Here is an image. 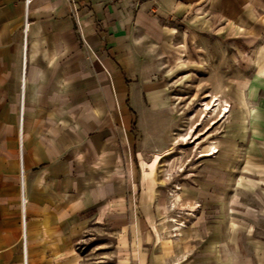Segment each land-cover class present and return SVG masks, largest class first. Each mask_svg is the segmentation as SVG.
I'll return each instance as SVG.
<instances>
[{
    "label": "crops",
    "instance_id": "0c3cea01",
    "mask_svg": "<svg viewBox=\"0 0 264 264\" xmlns=\"http://www.w3.org/2000/svg\"><path fill=\"white\" fill-rule=\"evenodd\" d=\"M212 22L245 42L235 150L249 139L255 171L219 264H264V0H0V264H82L83 231L129 191L131 86L150 98L162 55Z\"/></svg>",
    "mask_w": 264,
    "mask_h": 264
},
{
    "label": "rangeland",
    "instance_id": "374dc122",
    "mask_svg": "<svg viewBox=\"0 0 264 264\" xmlns=\"http://www.w3.org/2000/svg\"><path fill=\"white\" fill-rule=\"evenodd\" d=\"M218 29L199 25L177 54L162 55L150 98L131 86L129 191L83 231L82 264H219L234 254L229 225L250 204L255 171L249 139L235 150L234 46L245 42Z\"/></svg>",
    "mask_w": 264,
    "mask_h": 264
},
{
    "label": "bare ground",
    "instance_id": "6f19581e",
    "mask_svg": "<svg viewBox=\"0 0 264 264\" xmlns=\"http://www.w3.org/2000/svg\"><path fill=\"white\" fill-rule=\"evenodd\" d=\"M216 105H217V106L212 110L213 112H216V111L218 110V107H219L220 104H219V103H216ZM226 109H227V108H226ZM224 110H225V109H224ZM221 115H222V114H221ZM224 116H225V115H224ZM213 152H216V150H213ZM213 152H212V153H213ZM212 153H209V154L211 155Z\"/></svg>",
    "mask_w": 264,
    "mask_h": 264
},
{
    "label": "built area",
    "instance_id": "2783aa9c",
    "mask_svg": "<svg viewBox=\"0 0 264 264\" xmlns=\"http://www.w3.org/2000/svg\"><path fill=\"white\" fill-rule=\"evenodd\" d=\"M29 0H26V2H28ZM81 35V34H80ZM82 37V36H81Z\"/></svg>",
    "mask_w": 264,
    "mask_h": 264
}]
</instances>
